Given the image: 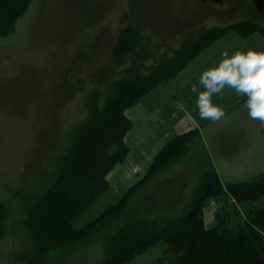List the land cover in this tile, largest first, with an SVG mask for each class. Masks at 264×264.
<instances>
[{
  "label": "trees",
  "instance_id": "16d2710c",
  "mask_svg": "<svg viewBox=\"0 0 264 264\" xmlns=\"http://www.w3.org/2000/svg\"><path fill=\"white\" fill-rule=\"evenodd\" d=\"M28 1L0 0V37L11 32ZM144 3L145 0H128L133 21L126 18V25L118 31L112 47L113 67L124 65L125 57L129 59L122 76L111 81L103 97L98 91L91 93L85 117L74 126L68 146L56 155V172L51 182L27 202L24 222L30 248L19 256L24 264H65L76 248L112 227L115 229L104 240L99 264H127L157 244L164 245V249L153 264H264V204L246 209V219L241 223L228 225L224 219L228 198L237 203L264 198V173L248 181L222 183L206 157L187 203L180 201L182 198L170 197L171 189L164 190L159 182L150 184L158 173L184 159L189 144L199 137L197 130L172 137L136 184L97 217L77 226L108 190V171L128 152L124 137L131 122L124 111L154 87L172 79L226 32L233 31L241 38L255 32L264 36V25L254 19H237L224 26L194 24L192 30L185 28L186 35L179 31L184 25H175L174 32L184 35L176 46L167 47L162 36L172 31L171 24L139 13L140 4ZM82 17L84 21L87 15ZM186 18L190 15L181 14L180 20ZM164 28L166 31H161ZM79 57L88 58L83 51ZM113 75V70L97 73L96 81H106ZM56 78L52 94L64 97L63 83ZM198 89L203 90L201 86ZM53 120L49 126L52 131L57 125ZM41 140L50 137L45 135ZM143 189L145 196L136 201ZM148 198L156 200L154 205H143ZM210 203L217 206L213 215L221 218L208 228L205 215L211 213L207 210ZM2 220L0 239L4 235Z\"/></svg>",
  "mask_w": 264,
  "mask_h": 264
},
{
  "label": "rangeland",
  "instance_id": "374dc122",
  "mask_svg": "<svg viewBox=\"0 0 264 264\" xmlns=\"http://www.w3.org/2000/svg\"><path fill=\"white\" fill-rule=\"evenodd\" d=\"M139 13L171 24L172 31L162 38L172 48L194 24L224 26L237 19H254L264 25V0H145ZM181 14L190 18L180 20ZM83 15H87L84 21ZM126 18L133 21L128 0H29L11 32L0 37V219L4 228L0 264H24L19 256L30 248L24 222L27 202L51 182L56 155L68 146L74 126L85 117L91 93L98 91L103 97L111 81L122 76L128 65L127 57L120 67H113L111 61L113 44ZM175 25H184L179 30L183 35L174 32ZM80 51L88 58H80ZM110 70L114 78L96 81L97 73ZM55 76L63 83L64 97L52 94ZM195 101L187 105L196 108ZM51 119L57 122L54 131L49 129ZM45 135L50 140L43 142ZM207 141L210 139L204 141L200 135L194 138L184 159L158 173L150 184L159 182L164 190L171 189L170 197L187 203L202 170L200 164L206 157L213 165L217 160ZM239 167L232 168L231 175L243 177ZM231 181L248 180L235 177ZM145 189L136 201L145 196ZM155 202L148 198L143 205ZM108 205L96 203L77 226L97 217ZM113 229H105L80 245L65 264H99L104 240ZM163 249L164 245L157 244L127 264H153Z\"/></svg>",
  "mask_w": 264,
  "mask_h": 264
},
{
  "label": "crops",
  "instance_id": "0c3cea01",
  "mask_svg": "<svg viewBox=\"0 0 264 264\" xmlns=\"http://www.w3.org/2000/svg\"><path fill=\"white\" fill-rule=\"evenodd\" d=\"M249 49L264 51V36L255 32L241 38L235 32L228 31L202 50L172 79L154 87L128 107L124 111L131 122V128L124 137L128 152L121 162L114 164L108 171L105 176L108 190L91 207L101 201L113 204L112 200H118L146 174L164 144L176 135L193 130H197L204 141L205 138L210 139L207 145L217 158L213 166L222 183L232 182L235 177L251 180L264 173V126L248 117L244 107L246 97L227 88L220 95L214 96L213 102L225 111V116L218 122L201 119L198 108L190 107L197 97L191 92V86L196 84L200 87V75L219 62L223 51L227 50L231 56L237 50ZM238 166L237 171L243 177L230 173L232 168ZM228 202V212L224 219L228 225H234L246 219L245 211L250 206L263 205L264 198L244 203V208L231 198H228ZM219 218L206 214V226L214 227Z\"/></svg>",
  "mask_w": 264,
  "mask_h": 264
},
{
  "label": "clouds",
  "instance_id": "9594fccd",
  "mask_svg": "<svg viewBox=\"0 0 264 264\" xmlns=\"http://www.w3.org/2000/svg\"><path fill=\"white\" fill-rule=\"evenodd\" d=\"M199 84L203 90L193 84L191 92L198 94L195 103L201 119L218 122L225 116L223 107L215 104L213 97L227 88L246 97L248 117L264 126V51L237 50L231 56L223 51L219 62L202 72Z\"/></svg>",
  "mask_w": 264,
  "mask_h": 264
},
{
  "label": "built area",
  "instance_id": "2783aa9c",
  "mask_svg": "<svg viewBox=\"0 0 264 264\" xmlns=\"http://www.w3.org/2000/svg\"><path fill=\"white\" fill-rule=\"evenodd\" d=\"M207 210H210L212 213H215L216 210H217V206H215V205H213L212 203H210V204L208 205Z\"/></svg>",
  "mask_w": 264,
  "mask_h": 264
}]
</instances>
